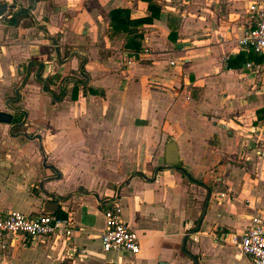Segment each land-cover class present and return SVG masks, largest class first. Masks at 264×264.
Masks as SVG:
<instances>
[{
	"label": "crops",
	"instance_id": "obj_1",
	"mask_svg": "<svg viewBox=\"0 0 264 264\" xmlns=\"http://www.w3.org/2000/svg\"><path fill=\"white\" fill-rule=\"evenodd\" d=\"M253 1L0 0V111L32 91L0 123V214L60 198L74 229L0 238V264H252L215 236L264 221V61L237 45ZM106 202L136 256L101 249Z\"/></svg>",
	"mask_w": 264,
	"mask_h": 264
},
{
	"label": "built area",
	"instance_id": "obj_2",
	"mask_svg": "<svg viewBox=\"0 0 264 264\" xmlns=\"http://www.w3.org/2000/svg\"><path fill=\"white\" fill-rule=\"evenodd\" d=\"M237 45L241 53L255 54L264 59V0H254L248 6L246 24L237 39ZM247 67H252V64H247ZM257 155L264 158V151L257 152ZM224 196L220 195L222 198ZM229 198L235 199L234 196ZM107 207L104 211L105 228L100 236L101 249L105 253L136 256L140 253L138 234L122 221L120 208L115 202L108 203ZM73 231L67 218H59L55 214H23L17 211L0 214V238L8 237L22 247L58 234L69 239ZM215 239L238 248L250 258L252 264H264V221L261 219L252 217L240 234L218 229ZM193 240H196L194 236ZM0 247L4 250L5 243Z\"/></svg>",
	"mask_w": 264,
	"mask_h": 264
},
{
	"label": "water",
	"instance_id": "obj_3",
	"mask_svg": "<svg viewBox=\"0 0 264 264\" xmlns=\"http://www.w3.org/2000/svg\"><path fill=\"white\" fill-rule=\"evenodd\" d=\"M10 8V6H8L7 4H0V17H2L5 12ZM58 54V51H57ZM39 76L36 74L35 78H38ZM43 83V89L45 90L44 86H45V81H42ZM20 100V94H19V89L15 90V100L14 102H19ZM10 102L7 101L5 103L7 110H9V112H5V111H0V123L2 124H7L10 125L13 121V115L11 113H16V110L11 109V107H9ZM18 126V125H13V127ZM35 139H40L39 136H35ZM165 163L173 168H177L179 165V158H178V153H177V149L172 145L169 144L166 147L165 150ZM59 199H51V200H46L43 202L42 204V210L41 213L42 214H55L57 212V210L59 209ZM160 264H164V263H160Z\"/></svg>",
	"mask_w": 264,
	"mask_h": 264
},
{
	"label": "rangeland",
	"instance_id": "obj_4",
	"mask_svg": "<svg viewBox=\"0 0 264 264\" xmlns=\"http://www.w3.org/2000/svg\"><path fill=\"white\" fill-rule=\"evenodd\" d=\"M49 73H47L46 74V76H45V78H42V80H46V88L47 89H49V87H52L53 89V91H54V93H55V95L56 96H58V97H60V93L58 92V87H60L61 85H63L64 84V81H62V79L60 80L59 78L58 79H56L57 80V83H60V85L59 84H56V85H54L53 84V82L51 81V79H53V78H56V75H52L51 76V79H49ZM70 77H72V78H75L74 76H70ZM69 77V78H70ZM66 78H68V77H66ZM59 80H60V82H59ZM50 82V83H49ZM52 83V84H51ZM51 84V85H50ZM41 86V85H40ZM24 88H25V86L23 87V89L20 91V94L22 93V94H27V93H30V92H32V91H30V89H28L27 91H24ZM41 88V87H40ZM77 88H79V87H77ZM84 88V87H83ZM82 88V89H83ZM13 99L15 98V96L13 95V97H12ZM15 104V105H14ZM10 107H11V109H14V110H18V109H22L23 110V107H22V105L21 104H17V103H15V102H12L11 104H10ZM12 115H13V117H14V113H11ZM17 115H19V114H15V118L17 119V121H19V120H21L22 118H21V115H19V116H17ZM20 130H22L21 128H20ZM32 134H34V133H31L30 135H32ZM237 163V162H236ZM111 174H113V173H111ZM106 199V197L104 198H101V200L103 201V200H105ZM106 203H108V202H106ZM106 208H108V207H106ZM109 258H111V256H109Z\"/></svg>",
	"mask_w": 264,
	"mask_h": 264
},
{
	"label": "trees",
	"instance_id": "obj_5",
	"mask_svg": "<svg viewBox=\"0 0 264 264\" xmlns=\"http://www.w3.org/2000/svg\"><path fill=\"white\" fill-rule=\"evenodd\" d=\"M119 13H120V11H117V12H116V14H119ZM23 15H25V14H22V13L20 14V12H18L17 14L13 15V16L10 18L9 22H10L12 25H14L17 21H19L20 17H22ZM240 55H241L242 58L244 57L243 60H245V61H247L248 59H255V60H258L257 57H260V60L262 59V60L264 61V59H263L262 56H258V55H255V54L245 55L244 53H241ZM74 93H77L76 88H75V90L73 91V94H74ZM180 171H181V173H182L183 176H185V177H187L189 180L193 181V179L191 178V176H190L186 171H184V170H182V169H180ZM55 215H56L57 217H59V218H63V219L66 218L65 214L62 213L60 210L57 211V213H56Z\"/></svg>",
	"mask_w": 264,
	"mask_h": 264
},
{
	"label": "flooded vegetation",
	"instance_id": "obj_6",
	"mask_svg": "<svg viewBox=\"0 0 264 264\" xmlns=\"http://www.w3.org/2000/svg\"><path fill=\"white\" fill-rule=\"evenodd\" d=\"M54 85H55V83H53ZM51 85V84H50ZM45 86H46V82H45ZM45 90H47L46 92H48V93H50V89H47V88H45ZM63 90H65V89H63V88H60V92H63ZM53 93V92H52Z\"/></svg>",
	"mask_w": 264,
	"mask_h": 264
}]
</instances>
